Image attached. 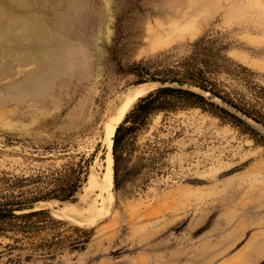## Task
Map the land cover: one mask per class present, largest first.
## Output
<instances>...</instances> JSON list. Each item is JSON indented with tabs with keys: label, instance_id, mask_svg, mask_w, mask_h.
Segmentation results:
<instances>
[{
	"label": "rangeland",
	"instance_id": "obj_1",
	"mask_svg": "<svg viewBox=\"0 0 264 264\" xmlns=\"http://www.w3.org/2000/svg\"><path fill=\"white\" fill-rule=\"evenodd\" d=\"M153 76L264 123V0H0V208L82 186L0 221V264H264V137L188 95L124 143L114 212L54 214L100 192L105 121Z\"/></svg>",
	"mask_w": 264,
	"mask_h": 264
},
{
	"label": "trees",
	"instance_id": "obj_2",
	"mask_svg": "<svg viewBox=\"0 0 264 264\" xmlns=\"http://www.w3.org/2000/svg\"><path fill=\"white\" fill-rule=\"evenodd\" d=\"M201 71V70H200ZM152 78H158V79H176V80H184V81H192L200 84L201 86L207 88V85L205 83H200L196 81L193 78H186V77H164V76H153ZM217 92V91H216ZM219 95L220 92H217ZM175 95H188L195 97L201 101H206V99L201 96L197 95L195 93H192L190 91L182 90V89H175V88H164V89H158L154 93H151L149 96L144 98L130 113L127 114L125 119L123 120L122 123L118 125L116 128L115 135L113 137V154H114V170H115V180H116V187H119V171H120V159H121V153H122V147L124 143H128L131 141L136 133L140 131L151 119V117L157 113L158 111L164 110V109H169L172 107V101L169 99V96H175ZM225 97V96H224ZM226 98V97H225ZM228 99V98H226ZM229 101L233 102L232 100L228 99ZM210 105L220 109L222 112L232 116L235 118L237 121L241 122L242 124L247 125L245 122H243L241 119L238 117L234 116L230 112L226 111L225 109L217 106L216 104L206 101ZM236 104L235 102H233ZM237 105V104H236ZM249 126V125H248ZM250 127V126H249ZM251 128V127H250ZM252 131H254L257 134V131L251 128ZM261 135V134H260ZM264 137V136H263ZM87 181V180H86ZM82 188V186L79 188V190ZM77 184L71 185V187H63L60 186L58 189H53L47 194L44 195H37L34 198H32L29 201H23L20 202L18 205L21 207L27 206L33 203H36L38 201H46V200H53L57 199L60 201H74L76 199L77 193ZM77 191V192H76ZM76 193L75 197L70 200L74 194ZM47 213H49L50 216H53L49 209H45ZM39 212H32L24 215H19V216H11V217H0V221H8V220H14V219H24V218H29L35 215H38ZM54 217V216H53Z\"/></svg>",
	"mask_w": 264,
	"mask_h": 264
},
{
	"label": "bare ground",
	"instance_id": "obj_3",
	"mask_svg": "<svg viewBox=\"0 0 264 264\" xmlns=\"http://www.w3.org/2000/svg\"><path fill=\"white\" fill-rule=\"evenodd\" d=\"M140 92L131 100L125 102L116 112L110 117L109 121L105 124L104 146H105V170L101 178L97 179L93 175L89 181L94 182L100 192L86 205L76 204L75 202L65 203L63 206L53 208L56 216L73 219L76 223L83 227L91 226L97 223L110 213L115 211L116 208V193L115 187V170H114V154H113V137L116 128L123 119L125 113L130 109L134 101L141 95ZM51 201H41V204L48 205ZM41 204H39L41 206ZM57 204V203H56ZM58 205V204H57ZM42 207V206H41ZM85 216V219L77 220L75 217Z\"/></svg>",
	"mask_w": 264,
	"mask_h": 264
},
{
	"label": "water",
	"instance_id": "obj_4",
	"mask_svg": "<svg viewBox=\"0 0 264 264\" xmlns=\"http://www.w3.org/2000/svg\"><path fill=\"white\" fill-rule=\"evenodd\" d=\"M164 88H175L182 89L186 91H190L197 95L203 96L206 100L216 104L217 106L225 109L230 112L234 116L241 119L247 125H249L252 129L260 133L264 136V123L257 119L256 117L249 114L247 111L229 101L225 97L219 95L218 93L207 89L201 85H198L194 82L184 81V80H176V79H158V78H150L146 80H142L129 88H127L123 94L121 95L118 104L114 108V110L107 117L105 124L109 121L110 117H112L116 111L127 101L131 100L140 92L152 91ZM40 202V201H39ZM39 202L34 203L33 205L17 207V208H0V217H11V216H19L32 212H40L45 211L39 205ZM49 214V213H48Z\"/></svg>",
	"mask_w": 264,
	"mask_h": 264
}]
</instances>
